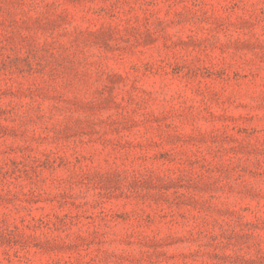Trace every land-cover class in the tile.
Masks as SVG:
<instances>
[{
    "label": "rangeland",
    "instance_id": "obj_1",
    "mask_svg": "<svg viewBox=\"0 0 264 264\" xmlns=\"http://www.w3.org/2000/svg\"><path fill=\"white\" fill-rule=\"evenodd\" d=\"M0 264H264V0H0Z\"/></svg>",
    "mask_w": 264,
    "mask_h": 264
}]
</instances>
